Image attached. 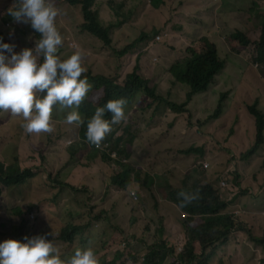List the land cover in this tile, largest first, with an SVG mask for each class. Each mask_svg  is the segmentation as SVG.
Here are the masks:
<instances>
[{"label":"rangeland","instance_id":"obj_1","mask_svg":"<svg viewBox=\"0 0 264 264\" xmlns=\"http://www.w3.org/2000/svg\"><path fill=\"white\" fill-rule=\"evenodd\" d=\"M111 1L122 4L121 12L130 10L132 5L139 3L141 0H98L93 6V10L98 13L99 22L103 26L120 21L114 14ZM148 1V0H147ZM184 0H153L152 4L159 7L162 11V18L159 22L163 23L156 28L147 31L148 37L146 42L139 43L129 55H125L117 59L112 53L114 48L108 46L102 47L99 42L79 33V27L82 23L80 12L72 6L60 4L58 8L60 14L56 18V27L59 32L63 29L66 40L74 42L76 49L82 50L84 53V66L90 71L91 75L101 74L104 77L113 79L116 83L121 84L126 75L133 72L135 63L138 69L135 74L139 75L142 80L148 82L150 86H155L157 91H162L160 96L163 98V104L167 101L176 105L184 104V97L186 88L178 83H171L168 68L174 60L182 55V50L191 42L196 40L208 26L205 19H200L192 22V14L194 8L191 4L180 5ZM254 0H218V4L214 8V21L219 27V17L224 18L227 23L223 27L226 31L233 28H242L243 25L238 23L236 13L229 16L227 11L235 8V11L245 10L247 7L252 9ZM149 3V2H148ZM190 3V2H189ZM14 4L10 0H0V19L3 22L9 23L6 27H0L4 32L17 31L19 33L18 41L10 40V44H15L17 51L23 48H33L35 41H30L29 30H26L27 24L16 23L8 10ZM150 6V4H149ZM152 8V7H151ZM255 25L250 28L253 30ZM257 30V27H256ZM162 32L164 37L161 43L153 42V37ZM24 41L25 45L18 44ZM223 41H219V47L223 46ZM253 47V45H250ZM75 51V50H74ZM73 52V51H72ZM62 54L58 51V55L62 59L67 58L72 54ZM236 52L237 57L231 59L226 54L224 48L221 49L220 54L225 59L231 62V68L228 69L221 82L214 83L202 96L192 97L193 103H187L185 110L181 114L172 115L164 108L163 118L155 120L153 123L156 126H161L160 133L155 135V140L164 136L165 139L156 144L155 149L148 154L150 141L146 139L141 131L130 134L137 137L140 144V150L136 151L134 148H127L128 155L134 154V165L143 168L142 172H153V176L159 180L155 183V187H164L166 177L173 179L172 170H176L174 164L170 162L173 159L178 160V157L173 158V150L175 149H195L202 146V153H193L192 156L199 160L196 164L199 171L204 170L205 174L200 178L203 182H210L215 176L223 172L227 179L225 183L227 187L226 193L233 196L232 201L226 206V212L234 218L236 223L243 225L257 226L254 222L257 221L261 212L264 211V133L262 143L257 150L247 159H242L241 155L249 149L254 141V118L248 114L246 105L244 103L239 107L238 111L234 112L223 107L220 116L216 121L209 122L200 133L197 132L198 127L195 126L196 120L203 119L209 112L216 107L215 95L220 94L221 85L231 87L238 91L241 90L243 81L252 80L258 82L259 78L257 72L260 68H254L250 56L242 57L239 51ZM219 56V51L217 49ZM220 58V57H219ZM243 61L244 64L241 63ZM221 73V72H220ZM167 92V93H166ZM43 95V93H41ZM140 92L131 101V112L136 111L138 117L136 119H146L145 109L150 101L145 99ZM247 94H244L243 99H247ZM207 100L208 106L211 109L208 113L204 110V100ZM264 106V102H261ZM213 108V109H212ZM259 109L264 113L263 107ZM67 110H54L53 118H59L55 121L54 130L50 133L52 138H57L59 135H66L63 141L49 140L45 138L46 133L28 134L21 131L19 124H16V115H11L10 111H5L0 115V161L16 162L17 172H22L24 177L20 182V192L15 193V190L2 189L0 197V219L7 220L6 217L13 215V222H19L7 225L6 228H0V242L5 235L13 236L8 230L9 227H16L21 222L20 218H28L26 226L33 229L45 230L49 240H53V244L58 248L60 254L67 251L74 252L77 247L71 242L58 238L59 229H66L68 232L75 225L81 226V232L84 228H90L89 241L86 240L87 245L83 248H92L98 255V259H102L104 250L107 252L108 261L105 264H110L109 259L115 258L113 264H121L119 259H124L131 263L130 259L141 258L140 247L143 244L142 234H146L147 230L156 236V231L159 227L163 228L166 238H168V246H172L175 242L174 227L170 224L168 219L159 221L158 216L165 215V213H155V210L148 211L145 206L140 203V199H150V189L147 187L153 184V179L150 177L146 181V186H140L136 196L137 200L131 202V196L124 197L121 192L107 190L104 193L105 186L108 185L107 174L108 169L104 165L91 167L90 171H95L93 180H87L90 171L83 167L80 163L83 160H75L67 162L64 168L65 160L60 159L55 153H47L41 155L38 153L41 143L48 145L57 144L60 148H64L71 143L76 135L75 125H66L63 123ZM149 117V116H148ZM181 118L184 121L177 120ZM188 121H191L190 123ZM128 122V118L124 120V124ZM167 125L171 127L168 134H164ZM129 126V122H128ZM236 127L238 144L235 140H229V136L233 133V127ZM237 144V146H235ZM164 153L168 151L169 157L161 156V158H151L154 152ZM120 155L122 151L120 150ZM154 160L153 169L147 164ZM202 160V161H201ZM51 165L54 170H51ZM145 169V170H144ZM178 174L175 179V184L178 185V178L181 175L179 167ZM59 173L58 175H55ZM56 180L64 183L63 185L55 184L52 176ZM66 185L80 188L81 185L87 190L85 192H75ZM144 188L146 195L141 189ZM226 201L231 195L226 196ZM161 194H158V198ZM119 201L127 205L128 209L120 205ZM33 205V207H30ZM18 206L21 210V215H17L12 209ZM30 209L27 216L25 214ZM223 214V213H222ZM131 217L132 223H128L127 219ZM119 223L128 226V230L133 233H138L134 241V249L128 250L127 257L118 256L119 250L115 249V244L108 249H102L101 243L106 242V238L110 237L111 226L109 224ZM263 227V226H262ZM176 228V227H175ZM7 229V230H6ZM174 230V231H173ZM28 233L30 230H26ZM17 232V231H16ZM14 232V233H16ZM20 232V231H19ZM40 235V234H37ZM36 235V236H37ZM181 237L183 232H178ZM257 236L264 235V228H261L256 233ZM243 237V235H242ZM77 239V238H76ZM143 239V240H140ZM240 256L243 257L244 262L253 260V252L249 246L241 244L239 247ZM166 261L164 264H167ZM137 264V263H132Z\"/></svg>","mask_w":264,"mask_h":264},{"label":"trees","instance_id":"obj_2","mask_svg":"<svg viewBox=\"0 0 264 264\" xmlns=\"http://www.w3.org/2000/svg\"><path fill=\"white\" fill-rule=\"evenodd\" d=\"M96 1L98 0H53L55 6L64 3L65 5L77 9L81 14L82 20L79 33L96 40L102 47L110 46L114 48L115 50H112V53L117 59L135 49L139 43V39L141 42H146L148 37L147 31L154 26L158 28L163 23V21L159 22L162 15L157 11L162 10L152 4L151 1L153 0H141L139 3L133 4L132 8L126 10L124 13L121 12V3L111 1L113 5L112 10L120 21H115L112 24L103 26L99 22L98 13L92 9ZM197 1L202 3V0ZM213 3L216 6L218 0H214ZM234 12L235 8H231L227 11V14L231 16ZM198 16L203 18L207 16L206 24L208 26L204 29V34L188 44V46L182 50V54L184 55L174 60L168 68L169 74L171 75V83H178L186 88L184 104L176 105L168 103L167 101L163 104V98L160 96L163 92L157 91L155 86L147 88L146 81L135 74V70L138 69L136 63L133 72L127 75L121 84L116 83L111 78L107 79L101 74L91 75L90 71L87 70L82 75L87 76L89 83H91L93 87L88 98L79 106V112L84 118L85 124L79 127L75 126L76 129L73 130V132L76 137L70 145L60 148L57 144L48 145L46 143H41L38 153L41 155L51 152L57 154L60 159L65 160L63 169H65L67 162L75 160L85 161L80 164L88 168L89 171L93 166L98 169L100 165H104L108 169V185L105 186L104 193L112 189L113 192L114 190L121 192L124 197H129L130 193L139 196L138 190L140 186L145 187L147 179L153 177V173L148 171L141 173L143 168L134 165V154L128 155L127 148H134L136 151H139L140 144L135 135H129L141 131L151 143L148 154L151 153L155 149L156 144L165 139L164 136L160 137L158 140L154 139L155 135L160 133L162 127L156 126L153 123L155 120L163 118V113L165 112L164 108L169 111V114H174L176 116L177 114L186 112L185 107L187 103L190 101V104L193 103L191 100L192 97L198 95L202 96L203 93H206L208 88L214 84V76L218 75L225 66V62L218 57L217 49L219 50L221 47H219V41L221 40L222 33L219 30L226 25L227 21L219 17L221 27H219L217 23H213L214 12L209 13L205 11L204 5L202 4L199 6ZM25 28L29 30L30 41H35L34 39L37 38L39 39L40 34L35 32L30 25L27 24ZM60 33L63 38V43L58 51L62 54L71 53L67 46L71 40L65 39L63 29ZM0 37H3V42L9 43L10 40L18 41L19 33H17V31H8L5 34L0 33ZM232 40L234 41L233 46L239 49V53L243 58L249 55L252 62L256 61L264 65V18L261 25L259 41L254 43V47L249 46V40L240 31H235L231 35L224 37L227 47L231 45ZM18 44L23 46L25 42L19 40ZM16 52H18L17 49ZM140 92L145 99L150 101V104H147L145 109V112L148 113L149 116L146 115L148 121H143L141 117L140 119H136V117H138L136 111L133 112L135 118L130 115L132 110L131 101L135 95ZM121 97L126 98L128 101L125 112L129 126L128 122L124 124L123 120L121 123L112 127V130L99 146L90 144L85 137L87 119L92 116L96 107L103 106L110 99ZM222 97L223 96H220L217 104L215 97L216 107L213 111L209 108L207 100H204L205 113L211 112L203 119L196 120L195 126L198 127V133H200L209 122L216 121L219 118L223 108ZM257 105L258 100H254L252 104L246 106L248 114L254 118L255 141L251 147L241 155L242 159L250 157L263 140L264 114L258 109ZM225 109L234 111V101L231 98H229L228 105ZM3 112L5 111H0V115ZM108 116L110 118V114H108ZM59 118L57 117L56 119L60 120ZM15 122L21 127L23 117H16ZM188 122L190 123L191 121ZM170 129L171 127L167 125L164 134H168ZM21 131H24L22 127ZM45 138L49 140L57 139V141L60 142L66 138V135L63 134L59 135L57 138H52L50 133H46ZM120 150L123 155H120ZM203 150L202 146L193 150H173V158L178 157V160H170V162L175 165L176 170L174 169L171 171L173 179L168 177L165 179V185L162 189L165 198L157 205L153 206H151L146 199H140V203L145 206L146 210H155V213H165L164 216H158L159 221L168 219L177 233L179 231L184 233L182 242H180L183 243L182 252L176 253L172 246H168L169 240L165 237L162 227H159L156 231V236L146 228L145 230H147V233L140 235V237L144 238V240L140 239L143 240V244L140 247L141 258L132 257L130 259L131 263L128 264H132L133 262L137 264H164L168 260L169 264H175L173 259L175 255H178L177 264H254L251 260H247L246 263L244 262L243 257L240 256L239 247L241 244L249 246L253 252V260L257 252L251 248L249 243L237 242L236 235L232 232L234 230L248 232L246 234L248 239L259 246L264 254V236L258 238L252 233H249L242 224L236 223L234 218L226 212L225 208L232 201L233 197H229L226 201V197L222 196L226 195V188L220 185L221 182L227 179L225 173H218L215 178L208 183L200 180L205 174V171H199V167L196 166L199 160L192 156V152L202 153ZM169 154L168 151L164 153L155 151L153 156L148 155V157L155 159L161 158L163 155L166 158H170ZM16 165V162L0 161V197L2 189H5L4 191L15 190L16 194L20 192V182L24 175L21 172H17ZM147 165L153 169L154 160ZM262 166H264V160ZM177 167L181 170V175L178 178V185L175 184V179L178 174ZM51 170H54L52 165ZM95 173L97 174L95 171H90L87 180H93ZM58 174L59 173L55 175ZM55 175L52 176V180L55 184L63 185L64 183L56 180ZM155 179L156 181L158 180L157 176ZM66 186L75 192L87 191L82 185L80 188L69 185ZM154 187L155 185L151 184L147 188L152 190ZM141 191L144 193L145 197V189L142 188ZM181 191L197 192L198 198L180 207L181 198L178 197V193ZM119 204L125 206V208L119 210L125 212V210L128 209L127 205L120 201ZM30 207H33V205H30ZM14 211L17 215L22 214L18 206L12 209V213ZM29 211L30 209L25 216H27ZM12 218L13 215H9L6 217L7 220L0 219V228L9 224L16 225V223H19L13 222ZM20 220L22 223L24 218H20ZM263 220L264 216L260 213L257 221L254 223L263 228ZM127 221L128 223H132L133 219L129 217ZM109 226H111L110 237L106 238L105 243H101L102 249L111 248L115 244V249L127 251V257L128 250L134 249V241L138 233L130 232L128 226L119 223L109 224ZM89 230L90 228H84L83 232H81V226L79 225H75L70 232L60 228L57 237L71 242L77 248H81L86 245V240H89ZM21 231H23V229H21ZM11 233H14V230H11ZM21 235L31 238L24 232H21ZM73 253L72 251H67L62 257L71 256ZM114 259L115 258L109 259L110 264L114 263ZM119 260L121 264L127 262L124 259Z\"/></svg>","mask_w":264,"mask_h":264},{"label":"clouds","instance_id":"obj_3","mask_svg":"<svg viewBox=\"0 0 264 264\" xmlns=\"http://www.w3.org/2000/svg\"><path fill=\"white\" fill-rule=\"evenodd\" d=\"M10 1L14 5L8 10L7 14L16 23L30 25L40 35L39 39L35 41L33 48H23L19 52L15 51V44L5 43L3 42V37H0V111H10L11 115L23 117L21 127L28 134L51 133L54 130L55 121H58L53 118L54 110H67V114L63 120V123L66 125L79 127L85 124V120L79 112V106L88 98L93 85L89 83L87 76L82 75L87 71V68L84 66V53L82 50L76 49L73 41L67 45L70 52L73 51L71 55L64 59L58 55V50L63 43L62 35L56 27V18L60 14V10L58 9L60 5L55 6L53 0ZM213 2L214 0H202V3L197 0H184L179 3V6L191 4L194 8L192 22H196L200 19H205L198 16L199 6L201 4L204 5V10L210 13L215 8ZM234 13L237 16V20L235 21L243 25V27L233 28L229 31H226L224 28L219 30L222 33L220 39L224 44L218 50V57L225 62V66L221 73L214 76V83L221 82L228 69L231 68V62L221 56V49L224 48L226 54L231 59L237 57L236 52H232V50L239 51L237 47L233 46V40L231 45L227 47L224 41L225 36L231 35L235 31H240L249 40V46L253 45L254 47V43L259 41L264 18V0H254L252 9L247 7L245 10L235 11ZM0 20V27L5 26V29H7L9 23L3 22L2 18ZM253 24L255 27L251 30L250 27ZM7 32L0 29V33L5 34ZM203 34L204 32L199 37ZM161 35L162 32L155 35L153 42L161 43L160 41L164 37V35ZM131 52H128L126 55H129ZM241 63L244 64L243 61ZM253 65L254 68H260V72H257V74L261 79L258 82H253L250 79L243 81L241 90L238 91L221 85L220 96H223V107H227L229 98H231L234 101V112L238 111L243 103L248 106L254 100H258V109L259 106L264 109V106L261 105V102H264V65L256 61L253 62ZM146 83L147 88H150L151 86L148 82ZM244 94H247V99H243ZM220 96L215 95L216 101H219ZM127 103V99L121 97L110 99L103 106L95 108L94 113L86 122L85 137L90 144L99 146L114 125L127 119L125 112ZM108 114H110V118ZM179 120L184 121L179 118L177 122ZM236 133L237 129L234 126L229 140H235L238 144ZM70 144L68 143V145ZM152 179L153 185L159 182V180L156 181L154 176ZM220 185L221 187L228 188L225 181L221 182ZM163 188L154 187L152 190L150 189L151 195L148 201L151 206L157 205L165 198L162 191ZM228 190L231 189L228 188ZM159 193L161 194L160 198H158ZM228 195L234 196L226 193V196ZM130 196L131 202L137 200L134 193H130ZM178 197L181 198L179 206L183 207L187 203L197 199L198 193L181 191L178 193ZM261 214L264 216V211ZM28 220L26 217L18 225L19 227L8 228L10 232L11 230L17 232L11 233L13 234L12 237L7 234L2 238L3 242H0V264H105L108 261L106 250H104L102 259H98L97 253L92 248H83L85 245L77 248L71 256L62 257L65 253L60 254L58 248L53 244V240H49L47 232L42 229L27 227L26 222ZM243 226L254 236H257L256 233L261 230V227L258 225L256 227L253 225ZM262 226L264 228V220L262 221ZM28 229L30 230L29 233L26 231ZM21 232H24L31 238L23 237ZM232 232L235 233L237 242L249 243L251 248L257 252L254 257V264H264V254L259 246L248 239L246 235L248 232L237 230ZM174 237L175 242L172 244V248L175 249L176 253H181L183 243L180 242H182V237L178 233H174ZM126 252L120 250L118 256L126 257ZM177 256L173 257L175 264L178 263Z\"/></svg>","mask_w":264,"mask_h":264}]
</instances>
